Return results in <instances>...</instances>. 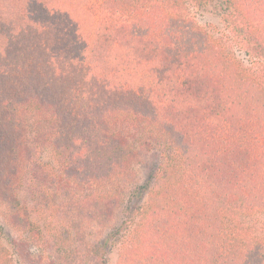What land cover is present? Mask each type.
<instances>
[{"label":"trees","instance_id":"obj_1","mask_svg":"<svg viewBox=\"0 0 264 264\" xmlns=\"http://www.w3.org/2000/svg\"><path fill=\"white\" fill-rule=\"evenodd\" d=\"M213 1L170 0L171 7L164 10V31L159 30L156 21L149 27L141 12L132 15L133 19L129 21L120 11L122 17H111L97 12V9L92 25H99L100 29L97 26L99 33L94 40H90L89 34L83 37L65 14L62 19L56 13L62 21L61 30L49 28L46 31L41 18L32 19V24H27L26 29L22 27L25 36L28 34L30 38H37L32 43L29 41L33 49L23 46L17 55L21 59L14 58V62L10 63L9 71L13 74L5 90L8 97L0 101V112L4 111L0 115V136H4L8 150V156L1 157L0 161L6 164L10 172V175H0V189L9 190L11 184L6 183L19 182L25 176L33 185L32 196L37 205L44 203L58 217L73 215V207L79 206L81 201V194L77 193L82 184L79 176L89 178L98 174L97 179L91 177V181L102 184V181L109 180V183L113 181L111 184L118 185L116 182L122 180L123 186L133 177L132 166L137 152L133 141L120 132L125 125L141 133L139 142L143 145L146 142L156 143L151 137L159 138L165 144V148L161 147L163 150L156 173L159 174L157 179L164 184L149 193L151 201L164 199L169 193H173L171 199H174L180 190H186L190 197L193 194V197L199 194L209 196L207 182L203 184L204 181L196 174L206 173L208 165L204 161L207 159L202 164L200 160L196 161L199 164L193 163L187 153H181L189 140L181 129L186 125L185 121L179 116L191 111L195 125H206L205 120L218 121L220 118L216 132L223 130L228 134L217 144L215 158L226 151L233 137L231 134H235L233 139L237 136L242 139V132L233 130L232 117L228 116L234 101L226 108L228 101L222 99L226 98L227 93L222 84L225 87L230 80H237L236 83L240 86L243 84L254 95L264 93V75L254 77L247 74V70L217 46L211 35L193 24L186 26L189 23L184 18L187 5L203 8ZM219 1L224 6L223 20L232 35L238 38L241 48L251 58L264 61V28L259 30L255 26V23L264 21V0ZM137 25L141 27L135 29ZM30 27L37 32L30 30ZM183 27L190 31L186 47L177 48L179 46L173 43L176 37L170 42L165 41L173 36V33L169 34L170 30L178 34ZM17 31L20 32L16 29L9 33ZM168 31L169 35H166ZM123 40L139 43L132 46L133 53L151 57L144 63L117 60L116 57L122 56L120 50L123 48L117 47ZM101 41L107 44L98 46ZM110 41L113 45L109 44ZM206 50L214 53L217 60L207 62L203 57L207 56L204 54ZM162 55L164 62L160 61ZM103 56L114 59L104 64ZM150 59L153 61L149 62ZM105 66L110 70L104 69ZM212 72L215 79L208 83L204 76ZM113 73H122L125 77L117 78ZM139 73H142L141 79H136ZM218 80L220 84L214 87ZM250 134L255 159L264 161V137L257 136L252 129ZM161 142L157 141L158 144ZM45 146L58 156V168L36 161L34 154ZM69 147L74 151L69 153L68 161L60 156H66L67 153L62 155V151H68ZM93 147L102 150L100 157L96 156V151H91ZM86 148H89L88 153L85 152ZM172 152L187 157L182 158L183 163L172 165ZM74 161H77L75 165ZM210 168L215 170V160ZM211 179L215 180L214 177ZM152 205L144 206L143 213L148 212ZM8 210L9 216L14 217L13 224L18 226L24 223V209L9 205ZM260 212L264 217V206L254 204L242 208L241 215L237 217L234 214L224 215L229 218L227 226L221 228V240L226 238L223 248L228 255L224 257L220 251L221 264H234L240 259H244L240 264H248V257L252 253L259 255L260 264H264V228L261 227L264 220L260 221ZM251 216L255 219L253 223L245 221ZM76 229L78 235L79 229ZM34 235L37 237V233ZM144 259L140 260V264L145 263ZM58 261L59 264H67L66 257L60 256Z\"/></svg>","mask_w":264,"mask_h":264},{"label":"rangeland","instance_id":"obj_2","mask_svg":"<svg viewBox=\"0 0 264 264\" xmlns=\"http://www.w3.org/2000/svg\"><path fill=\"white\" fill-rule=\"evenodd\" d=\"M169 6L171 7L170 0H0V101L8 97L5 90L13 74L9 71L10 63L14 62V58L21 59L17 55L23 46L34 48L30 46L29 41L31 43L32 40L36 41L37 36L31 38L28 34L25 36L21 29L22 27L26 29L27 24H32V19L41 18L46 31L49 28L61 30L62 21L58 17L63 19L64 14L68 15L67 19L75 23L83 37L89 34L90 40H94L95 35L99 33L96 31L97 26L98 30L100 29L99 25H92L96 9L97 12L100 11L111 17L121 16L118 12L120 11L129 21L133 19L132 15L141 12V17L145 18L149 27L156 21L159 30L164 31L166 28L164 26L166 22L162 23L164 10ZM184 13V18L189 21L187 27L193 24L211 35L217 46L247 70V74L254 77L264 75V61L261 60L262 63L258 58L248 56L239 45L238 38L227 28L228 24L223 20L224 6L221 1L215 0L203 8L187 5ZM255 26L259 30L263 29L264 21H261V24L255 23ZM138 27L141 26L137 25L135 29ZM152 28L155 30L154 26ZM16 29L20 32L9 33ZM31 29L37 32L34 27H30ZM179 30L181 33L178 34H175V30L168 31L166 35L173 33V36L166 38L165 41L170 42L176 37L173 43L181 49L188 45L190 31L185 27ZM100 44L104 46L107 43L101 41L98 46ZM109 44L113 45L111 41ZM136 44L139 43L123 40L119 44L120 47H117H123L120 50L123 57H116L117 60L144 63L151 57V55L133 53L132 46ZM31 49L29 50L37 52ZM204 54H207L203 56L207 62L213 63L217 60L212 52L206 50ZM159 57L160 55L157 58ZM112 58L103 56L101 59L102 62H106L104 64H109L108 60L112 61ZM151 61L153 60L150 59L149 62ZM160 61H165L163 55ZM106 68L108 67L105 66L104 69ZM109 70L108 68L107 71ZM113 75L117 78L125 77L122 73L121 75L113 73ZM141 75L142 73H139L136 79H141ZM213 77V72L206 73L204 79H208L209 83L215 79ZM216 82L214 87L220 84L219 80ZM236 82L237 80H230L225 87L222 84V88L226 90L224 92L227 93L226 98L222 100L228 101L226 108L231 106L232 110L229 111L228 116L232 117L230 121L233 123V130L242 132V139L238 136L233 139L235 134H231L233 137L229 139L230 142L224 153L214 158L217 144L228 134L223 130L216 132L220 126V118L218 121L205 120L206 125H195L191 111L189 114L179 116L185 121L186 125L181 129L189 140V144L187 147L185 145L181 153H187L193 163H198L196 161L199 160L201 164L207 162L206 173L196 174L204 181L203 184L207 182L209 196L199 194L193 197V194L190 197L185 193L186 190H180L174 199H171L173 193H169L164 199L151 201L149 193L164 184L157 179L159 174L156 173L163 150L161 147L165 148V144L159 138L151 137L156 143L146 142L143 145L139 142L142 138L141 133L136 128L124 125L120 128V132L133 141L137 152L132 166L133 177L130 181H125L123 186L122 180L116 182L118 185L111 184L113 181L109 183V180L102 181V184L95 180L91 181V177L97 179L98 174L89 178L84 175L79 176L82 184L77 193L81 194V201L79 206L73 207V215L58 217L56 212L51 211L44 203L37 205L32 196L33 185L25 176L19 182L6 183L11 184L9 190L0 189V264H59L60 256L66 257L67 264L73 261L72 258L74 259L72 264L95 262L96 264H140V260L144 258V264H221L220 251L225 255L224 257L228 255L224 253L225 248H223L226 238L221 240L223 235L221 228L227 226L229 218L224 215L234 214L237 217L241 215V209L244 207L254 204L264 206V161L255 159V149L253 151L251 146L253 143L250 134L252 129L257 136L264 137V93L259 92L257 95L254 92V95L250 89ZM232 101L234 102L230 105ZM3 112H0V115ZM178 132L180 134V131ZM0 137V158H5L8 156L7 144L4 136ZM73 149L69 147L68 151H62V155L67 154L60 157L68 160L69 153L73 152ZM86 149L85 152L88 153L89 148ZM91 151H96L97 157L101 156L99 152L102 150L93 147ZM183 154L172 152V165L183 163L182 158L187 157ZM34 155L37 156L36 161L58 168V156H55L54 151L47 146L43 150L38 149L37 154ZM206 159L207 161L203 162ZM213 160H215V170L210 168ZM81 161L84 163L83 160ZM76 163L77 161H74V165ZM4 174L10 175L9 168L0 161V175ZM212 177L215 180L211 179ZM91 194L94 196H90ZM247 194L249 195L246 196ZM248 197L250 199H247ZM112 198L115 200L112 201ZM236 199L239 201L235 202ZM150 203L153 204L152 208L144 214L143 207L150 206ZM9 205L25 210L23 224L18 226L13 224L14 217L9 216ZM260 215V221L264 220L262 212ZM253 216L246 218L245 221L253 223L255 221ZM75 227L79 229L78 235ZM260 259L259 255L252 253L248 257V264H260ZM242 261L244 259L234 264H240Z\"/></svg>","mask_w":264,"mask_h":264}]
</instances>
